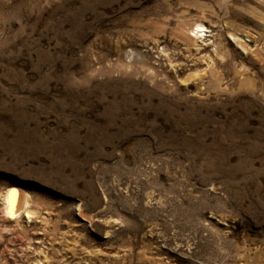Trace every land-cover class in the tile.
<instances>
[{
	"label": "rangeland",
	"instance_id": "rangeland-1",
	"mask_svg": "<svg viewBox=\"0 0 264 264\" xmlns=\"http://www.w3.org/2000/svg\"><path fill=\"white\" fill-rule=\"evenodd\" d=\"M0 264H264V0H0Z\"/></svg>",
	"mask_w": 264,
	"mask_h": 264
},
{
	"label": "bare ground",
	"instance_id": "bare-ground-1",
	"mask_svg": "<svg viewBox=\"0 0 264 264\" xmlns=\"http://www.w3.org/2000/svg\"><path fill=\"white\" fill-rule=\"evenodd\" d=\"M197 28V32L195 33H199L202 30H205V26L202 23H198L196 25ZM13 190L15 191V195H13ZM19 190H17L16 188H10L8 189L7 193H6V212L7 214H9L11 217H16L21 213V203H25L26 200H23L22 197H20L19 195ZM21 208V209H20ZM24 210V209H23ZM28 213V212H27ZM28 219H30V215L27 214L26 216Z\"/></svg>",
	"mask_w": 264,
	"mask_h": 264
},
{
	"label": "snow or ice",
	"instance_id": "snow-or-ice-1",
	"mask_svg": "<svg viewBox=\"0 0 264 264\" xmlns=\"http://www.w3.org/2000/svg\"><path fill=\"white\" fill-rule=\"evenodd\" d=\"M13 195H15V191L13 190V193H12Z\"/></svg>",
	"mask_w": 264,
	"mask_h": 264
}]
</instances>
